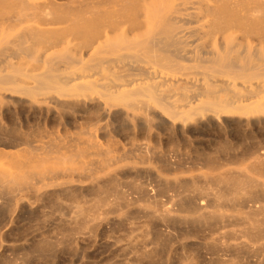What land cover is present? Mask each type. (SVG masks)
<instances>
[{"label": "bare ground", "instance_id": "6f19581e", "mask_svg": "<svg viewBox=\"0 0 264 264\" xmlns=\"http://www.w3.org/2000/svg\"><path fill=\"white\" fill-rule=\"evenodd\" d=\"M0 264H264V0H0Z\"/></svg>", "mask_w": 264, "mask_h": 264}]
</instances>
